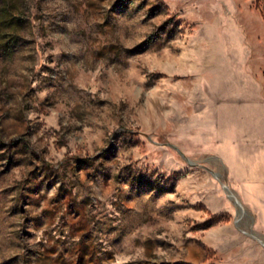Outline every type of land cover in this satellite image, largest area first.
I'll use <instances>...</instances> for the list:
<instances>
[{"label":"rangeland","instance_id":"obj_1","mask_svg":"<svg viewBox=\"0 0 264 264\" xmlns=\"http://www.w3.org/2000/svg\"><path fill=\"white\" fill-rule=\"evenodd\" d=\"M231 98L264 111V0H0V264H264L197 166Z\"/></svg>","mask_w":264,"mask_h":264},{"label":"crops","instance_id":"obj_2","mask_svg":"<svg viewBox=\"0 0 264 264\" xmlns=\"http://www.w3.org/2000/svg\"><path fill=\"white\" fill-rule=\"evenodd\" d=\"M230 101L233 105L229 110L219 106L207 119L208 130L213 132L212 142L220 146V152L199 156L197 166L207 167L219 176V182L227 185L243 206L241 217H235L232 208L224 207V211L229 210L228 229L232 233L241 230L256 236L250 239L238 234V242L230 245L229 256L239 262L251 258L262 263L259 255L264 253V111L251 102L243 105L240 98ZM214 102L220 104L217 100ZM183 114L180 124L184 125L187 116ZM199 124L201 126L202 122ZM205 160L213 163H204ZM223 191L231 198L225 187ZM235 246L240 248L239 253L232 249ZM243 246L245 251H242Z\"/></svg>","mask_w":264,"mask_h":264},{"label":"bare ground","instance_id":"obj_3","mask_svg":"<svg viewBox=\"0 0 264 264\" xmlns=\"http://www.w3.org/2000/svg\"><path fill=\"white\" fill-rule=\"evenodd\" d=\"M222 185H223V187H225L226 189H228L227 185H225L224 183H222ZM229 191H230V190H229ZM229 194H230L231 198H233V196L235 197V201H236V203L239 204V208H240V210L242 211V208L240 207V206H242V204H241V202L239 201V199L236 198V196H235V194L233 193V191H232V192L230 191ZM234 203H235V202H234Z\"/></svg>","mask_w":264,"mask_h":264}]
</instances>
